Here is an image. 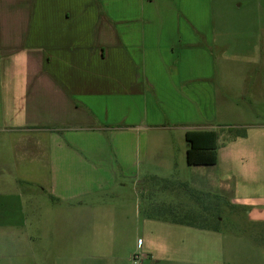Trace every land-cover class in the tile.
Segmentation results:
<instances>
[{"label": "crops", "instance_id": "1", "mask_svg": "<svg viewBox=\"0 0 264 264\" xmlns=\"http://www.w3.org/2000/svg\"><path fill=\"white\" fill-rule=\"evenodd\" d=\"M188 168L264 236V0H0V264H226L126 194Z\"/></svg>", "mask_w": 264, "mask_h": 264}, {"label": "rangeland", "instance_id": "2", "mask_svg": "<svg viewBox=\"0 0 264 264\" xmlns=\"http://www.w3.org/2000/svg\"><path fill=\"white\" fill-rule=\"evenodd\" d=\"M206 170L188 168L156 172V175L162 177L152 176L150 180L146 181L141 179L133 186L129 183V188H125L126 194L128 197L138 196L141 204L140 209L153 216H164L163 211L157 206H173V208L180 206L185 210L189 208L197 210L198 204L194 198L196 196L189 190L180 187L179 183L192 184V181L198 178L199 172ZM212 170L214 169L208 168V171ZM213 174L216 175V179H221V172L218 169ZM234 175L229 179L228 184L235 189L240 181L238 172H234ZM240 191V195L243 196L244 192ZM240 214V210L223 206V221L219 229L225 237L226 264H264V236L257 233L259 230L256 227L248 225L245 220H242ZM187 219L191 220L192 218Z\"/></svg>", "mask_w": 264, "mask_h": 264}, {"label": "trees", "instance_id": "3", "mask_svg": "<svg viewBox=\"0 0 264 264\" xmlns=\"http://www.w3.org/2000/svg\"><path fill=\"white\" fill-rule=\"evenodd\" d=\"M232 138L245 137L246 129L231 131ZM188 143L187 162L190 166H214L218 161L219 135L216 131L188 132L186 135ZM180 187L192 192L196 197L198 209H184L180 206L162 207L164 216H153L159 219L168 220L175 224L191 226L199 229L219 231L223 221V206L231 205L228 198L222 194L202 192L189 187L187 184L179 183ZM155 208V207H154ZM187 218H192L188 220Z\"/></svg>", "mask_w": 264, "mask_h": 264}, {"label": "built area", "instance_id": "4", "mask_svg": "<svg viewBox=\"0 0 264 264\" xmlns=\"http://www.w3.org/2000/svg\"><path fill=\"white\" fill-rule=\"evenodd\" d=\"M137 259H138L137 256H135V257H134L135 262H137Z\"/></svg>", "mask_w": 264, "mask_h": 264}]
</instances>
